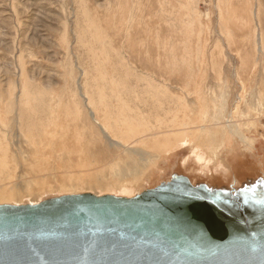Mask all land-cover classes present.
Instances as JSON below:
<instances>
[{
  "label": "rangeland",
  "instance_id": "rangeland-1",
  "mask_svg": "<svg viewBox=\"0 0 264 264\" xmlns=\"http://www.w3.org/2000/svg\"><path fill=\"white\" fill-rule=\"evenodd\" d=\"M173 173L264 176V0H0V204Z\"/></svg>",
  "mask_w": 264,
  "mask_h": 264
},
{
  "label": "water",
  "instance_id": "water-1",
  "mask_svg": "<svg viewBox=\"0 0 264 264\" xmlns=\"http://www.w3.org/2000/svg\"><path fill=\"white\" fill-rule=\"evenodd\" d=\"M0 264H264V176L0 204Z\"/></svg>",
  "mask_w": 264,
  "mask_h": 264
},
{
  "label": "bare ground",
  "instance_id": "bare-ground-1",
  "mask_svg": "<svg viewBox=\"0 0 264 264\" xmlns=\"http://www.w3.org/2000/svg\"><path fill=\"white\" fill-rule=\"evenodd\" d=\"M232 124H234V122H231ZM231 125V124H230ZM247 138V137H246ZM247 142V141H246Z\"/></svg>",
  "mask_w": 264,
  "mask_h": 264
},
{
  "label": "flooded vegetation",
  "instance_id": "flooded-vegetation-1",
  "mask_svg": "<svg viewBox=\"0 0 264 264\" xmlns=\"http://www.w3.org/2000/svg\"><path fill=\"white\" fill-rule=\"evenodd\" d=\"M247 183V182H246Z\"/></svg>",
  "mask_w": 264,
  "mask_h": 264
}]
</instances>
